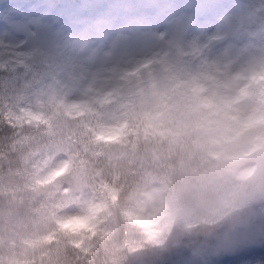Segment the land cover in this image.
<instances>
[{
  "label": "clouds",
  "instance_id": "9594fccd",
  "mask_svg": "<svg viewBox=\"0 0 264 264\" xmlns=\"http://www.w3.org/2000/svg\"><path fill=\"white\" fill-rule=\"evenodd\" d=\"M264 264V0L0 3V264Z\"/></svg>",
  "mask_w": 264,
  "mask_h": 264
},
{
  "label": "rangeland",
  "instance_id": "374dc122",
  "mask_svg": "<svg viewBox=\"0 0 264 264\" xmlns=\"http://www.w3.org/2000/svg\"><path fill=\"white\" fill-rule=\"evenodd\" d=\"M3 0H0V3H2ZM248 257H239V258H236V259H229V260H226L225 264H239V261L242 260V259H247Z\"/></svg>",
  "mask_w": 264,
  "mask_h": 264
}]
</instances>
